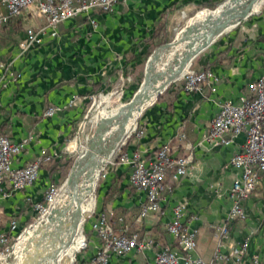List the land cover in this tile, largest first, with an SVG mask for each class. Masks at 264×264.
Instances as JSON below:
<instances>
[{
  "label": "crops",
  "instance_id": "0c3cea01",
  "mask_svg": "<svg viewBox=\"0 0 264 264\" xmlns=\"http://www.w3.org/2000/svg\"><path fill=\"white\" fill-rule=\"evenodd\" d=\"M217 2L119 0L109 11L92 10L60 22L56 37L45 34L40 45L25 53H20L17 40L25 26L41 23L43 18H32L35 22L27 24V16L14 17L22 21L21 33L16 34L9 26L0 29V134L15 142H27L12 156V166H25L42 151L57 157L69 151V138L83 122L90 96L114 89L136 73L144 54L150 51L151 36L162 14L170 18L180 10ZM256 8L192 60L193 69L209 70L212 77L196 90H185L183 81L170 84L140 114L138 128L142 134L132 135L122 146L128 154L138 151L153 159L157 148L168 143L171 156H192L188 172L164 194L159 209L136 222L146 192L130 185L131 168L116 163L102 173L95 212L105 213L117 232L138 231L153 240L142 251L110 253L107 264H152L156 251L163 246L185 255L165 228L178 204L185 205L182 222L195 232V247L187 253L192 258L210 261L220 252L227 255L222 264H233L230 250L243 247L238 264H251L254 254L264 264V171L259 172L254 191L241 202L245 218L227 221L232 205L230 188L242 174L229 160L241 148L244 135L233 136L226 145L203 139L219 105L227 100L239 103L248 95L249 83L264 76V0ZM127 83L121 95L130 93L132 82ZM75 96L78 98L69 104ZM49 106L57 111L43 117ZM47 165H41L31 184L0 198V228L9 236L28 225L35 215L33 204L43 200L51 179L60 175L50 173ZM113 182L115 192L105 198ZM94 217L85 222L87 246L78 255V264L91 259L100 246L91 231ZM224 224L225 235L219 233ZM179 264L186 262L180 258Z\"/></svg>",
  "mask_w": 264,
  "mask_h": 264
},
{
  "label": "built area",
  "instance_id": "2783aa9c",
  "mask_svg": "<svg viewBox=\"0 0 264 264\" xmlns=\"http://www.w3.org/2000/svg\"><path fill=\"white\" fill-rule=\"evenodd\" d=\"M117 1L119 0H0V29L11 17L25 15L43 18L41 23L25 26L23 35L17 40L20 53H25L40 45L45 34L56 37L60 22L92 10L109 11ZM9 66L6 64V68ZM209 77H212L209 70L196 71L190 66L182 76L183 88L187 91L200 89V85ZM248 89V95L242 96L239 103L230 100L222 102L209 130L203 134V139L212 140L216 145H226L233 136L241 133L244 135L241 148L229 160V164L241 168L242 174L233 181L230 188L232 205L227 214V221L245 218L241 202L254 191L259 180V172L264 171V76L250 82ZM107 94L111 96L112 93L99 92L91 95L89 100L93 104L98 97ZM76 98L78 97H73L69 104ZM56 111L57 108L49 106L43 111L42 116H52ZM87 115V113L84 115V119ZM81 124L72 136L74 143L78 138ZM141 134L142 130L138 129L136 135ZM26 142L27 139L15 142L0 134V198L11 190H21L31 184L38 177L41 165L57 156L42 151L25 166L13 167L12 156L21 151ZM112 160L111 164L128 165L131 168L130 185L146 192V201L135 217V221L140 223L149 213L159 209V202L164 198V194L172 189L175 181L188 172L192 156L186 154L173 157L170 144L165 143L157 148L153 159L143 157L138 151L128 154L120 150L113 162ZM57 196L58 186L49 184L43 200L33 204L35 215L32 221L17 235L11 237L0 228V264H10L13 251L21 237L44 221L45 216L55 205ZM184 209V204L176 205L174 218L165 225V228L186 254L181 255L178 251L163 246L156 251L152 264H179L180 258H183L186 264H222L227 255L220 252H216L210 261L202 260L200 257L192 258L187 254L194 249L196 242L195 232L181 220ZM91 214L90 216H95L91 231L98 237L100 246L91 259L80 264H107L110 253H126L132 249L142 251L153 244L150 237L140 236L138 231L117 232L103 212L96 213L92 210ZM11 228H15L14 221L11 222ZM219 233L223 235L227 233L226 224L219 228ZM86 246L87 237L84 235L78 250ZM244 252L243 247H232L229 255L234 257L233 264H238ZM251 264H261L256 254L252 255Z\"/></svg>",
  "mask_w": 264,
  "mask_h": 264
},
{
  "label": "water",
  "instance_id": "95a60500",
  "mask_svg": "<svg viewBox=\"0 0 264 264\" xmlns=\"http://www.w3.org/2000/svg\"><path fill=\"white\" fill-rule=\"evenodd\" d=\"M257 1L262 3L263 0H223L212 9L202 8L197 11L181 30V35L176 40V43L182 41L187 43L186 49L175 68H172L168 61L162 62V65L158 63L162 58V53L176 44L175 41H166L155 47L146 59L143 79L131 98L117 106L115 114L100 116L95 121L91 137L88 138L84 150L74 160L68 173L67 180L69 184L72 186L76 184L78 176L85 168H88L87 173L90 177L94 172H97L100 176L101 171L110 163L99 159L100 155L105 156L116 149L119 142L127 134L135 113L138 112L140 115L171 82L175 81L186 65H191L192 60L202 50L207 48L222 33L234 27L241 19L250 15ZM219 7L221 8L217 12ZM205 10L209 11L206 17L198 21L201 18L202 11ZM177 51L178 48L175 50V57ZM151 87L154 89V96L150 94ZM136 126L137 122L132 131L136 129ZM115 127H118V131L111 138V131ZM132 131L127 135V138ZM127 138L122 141V144L126 143ZM67 208V205L63 208L53 207L51 210L56 215L52 217L51 221L46 220L36 227L34 234L23 245L20 241V243H17L10 264H47L50 259L57 255L62 248L59 244L62 238V230L74 227L82 216L81 208L77 203L71 218L66 216L60 219L59 216Z\"/></svg>",
  "mask_w": 264,
  "mask_h": 264
},
{
  "label": "bare ground",
  "instance_id": "6f19581e",
  "mask_svg": "<svg viewBox=\"0 0 264 264\" xmlns=\"http://www.w3.org/2000/svg\"><path fill=\"white\" fill-rule=\"evenodd\" d=\"M260 4H261V2L257 1L253 6V11L256 10L257 9L256 7H259ZM220 8L221 7H219L217 9V12L220 10ZM208 12L209 11H207V10L202 11L201 18H199L198 21L205 18ZM175 43H176V41H175ZM186 43H187L186 41L177 42L171 48L165 50L162 53L161 60L158 62L159 65H162V62H164V61L165 62L168 61L169 65H171L172 68H175L178 61L180 60L183 52L186 49ZM176 48H178V51H177V56L175 57ZM174 62H176V63H174ZM190 66L186 65L184 67L183 71L177 76V78L175 80L180 79L185 74V72L187 71V69ZM152 87L150 90V94H153V96H154L155 93H154V89ZM110 99H111L110 94L101 96V99L98 101V104H101V102L105 103L107 101H110ZM110 115H113V114H109L108 116H110ZM102 116H107V115L104 114ZM138 117H139V113L136 112L135 117L131 120V123L128 127L127 134L124 136L123 140L127 138V135L130 134V132L135 127V123H136V120ZM97 120H98V118H97ZM117 129H118V127H115L111 131V138H112V136L114 137V135L117 133V131H118ZM122 141L119 142V144L117 145V147L114 151H112L111 153H109L105 156L100 155L99 159H103L106 163L110 162L113 159V155H114L115 151L119 148V145L122 144ZM87 170H88V168H85V170L82 171V173L77 178L76 184H74L73 186L69 184L68 180H66V183L64 184V195H62V197L58 198L55 205L53 206V207H58V208H63L66 205L68 206V208L66 210H64L63 213H61V215L59 216L60 219H63L66 216H67V218H71V214H72L73 210H75L77 203H79V206H80L81 211H82V216L78 219V222L76 223V225L74 227L64 228L62 230V233H61L62 238L60 239V242H59V244L61 245L62 248L57 255H55L52 259L49 260V262L47 264H61L60 261L64 257H68L69 261L71 262V260H73V258H74L75 252L78 251V249L81 245V241L83 240V236H84V235L82 236L81 224H82L83 219H84V214L86 212L92 211L94 206H95L96 201L92 197L93 196L92 194L95 190V186H96L97 180L99 178V174L97 172H94L92 174V176L90 177L87 173L88 172ZM51 209L49 211L48 216L45 217L44 221H42L40 224H37L36 226H34V228L31 229L28 232V234H25L21 237V239H20L21 243H25L26 240L34 234V229L36 227L40 226L46 220L51 221L52 217H54L56 215L55 212H53ZM27 235H28V238H25ZM22 245H21V247H22Z\"/></svg>",
  "mask_w": 264,
  "mask_h": 264
},
{
  "label": "rangeland",
  "instance_id": "374dc122",
  "mask_svg": "<svg viewBox=\"0 0 264 264\" xmlns=\"http://www.w3.org/2000/svg\"><path fill=\"white\" fill-rule=\"evenodd\" d=\"M222 1L223 0H219V2H217L213 7H199V8L197 7V8L191 9V10H187V11L186 10H180V11L174 13L173 15H171L170 18H168L169 23H168L167 30H166V32H167V40L166 41H171V40L176 41L181 35V30L185 27V25L188 24V22L193 18L194 14L197 11H199L202 8L212 9V8L216 7ZM25 22L27 24H33L35 21L31 17L27 16V19ZM153 49H154L153 46H151L150 51H149L150 54L153 51ZM197 57H198V55L195 58H197ZM146 59H145V61H141L139 69L136 71L135 74H133V75H131V77H129V80L121 81L114 89L112 88L111 90H109V92L112 93L110 101H107L105 103L101 102V104H98V101L101 99V97H98L95 103L92 104V101L88 102V107H87L88 111H86V113L88 115L85 119H83V122L81 124V128L79 130V135H78V138L76 140V143H74L73 138H72V140H70V144H69L70 147H69V151H67V153L70 154L71 161H68L67 159L63 160V165L61 166L60 175L57 178V182H58V184H56L58 186L57 198H60V197H62V195H64V184L66 183L68 173L72 167L74 160L84 150L88 138L91 137L93 130H94V127H95V121L97 120V118H99L100 116H102L104 114H106L107 116L109 114H114L116 112L117 106L127 102L131 98L132 94L138 88V86L140 85V83L143 79L144 66H145ZM179 81H182V77L178 80L171 82L170 84H172L174 82H179ZM127 82H129V83L132 82V86L130 88V93L128 95H121V92L124 89L125 85L128 84ZM104 94H106V93H104ZM138 118L136 120V122H137L136 129L134 131H132L131 134H136V131L139 129L138 128ZM130 136L128 138H130ZM124 144H122L121 147ZM121 147H119L115 151V153L113 155L112 162L114 161L117 153L121 150ZM108 166H111V161L101 171V174L97 180L95 190L92 194L93 195L92 197L95 199V201H97V189H98L99 183L101 181L102 173H104L107 170ZM95 210H96V202H95V206L93 208V212H95ZM91 212H86L84 214V220L81 224L82 236H83V234L85 235V233H86L84 225H85V222L87 221L88 217L90 215H92ZM47 216H45V217H47ZM25 238H28V235ZM85 249L86 248L80 249V250L75 252L73 262H70L68 257H64L60 261V263L61 264H74L75 262L78 261V255Z\"/></svg>",
  "mask_w": 264,
  "mask_h": 264
},
{
  "label": "trees",
  "instance_id": "16d2710c",
  "mask_svg": "<svg viewBox=\"0 0 264 264\" xmlns=\"http://www.w3.org/2000/svg\"><path fill=\"white\" fill-rule=\"evenodd\" d=\"M215 4L213 3H205L203 4V7H213ZM169 20L167 17H165L164 14H162V16L158 19L153 34L151 36V40H152V46L153 48L157 47L158 45L166 42L167 40V26H168ZM12 27L13 31L17 34V33H21L23 28H22V21L21 19L17 18L14 20V17H11L9 19V21L2 27V28H6V27ZM1 28V29H2ZM150 54V52L148 51L146 54H144L142 61H145V59L148 57V55ZM192 67V65H191ZM131 134L130 137H132ZM71 139V137L69 138ZM124 147H121V151L123 150ZM67 159L68 161H71V157L70 154L68 153H63L61 156H56L54 158H52L50 161L46 162V164H48V168H49V172L50 173H59L61 171V166L63 165V160ZM50 184H58L57 179H51ZM114 182L113 184L110 186L109 191L106 194L105 198H111V195L115 192V187L114 186ZM113 187V188H112ZM32 220H30L28 222V224L31 222ZM86 235V233H85ZM74 264H78L77 262H75Z\"/></svg>",
  "mask_w": 264,
  "mask_h": 264
}]
</instances>
